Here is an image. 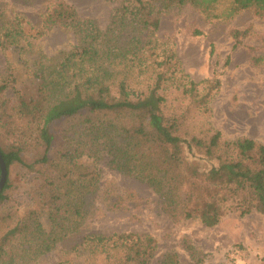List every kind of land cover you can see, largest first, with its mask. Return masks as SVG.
<instances>
[{"label":"trees","instance_id":"16d2710c","mask_svg":"<svg viewBox=\"0 0 264 264\" xmlns=\"http://www.w3.org/2000/svg\"><path fill=\"white\" fill-rule=\"evenodd\" d=\"M109 1L117 7L104 29L81 19L65 0L31 29L21 20L5 22L0 10V47L23 48V39L56 26L80 36L62 55L34 60L32 95L16 90L13 101L5 93L15 88V79H0V152L7 168L0 192V264H41L77 235L83 237L57 264H151L156 247L139 254L142 234L86 232V198L99 188V174L83 171L87 157L95 164L108 157L112 167L149 183L175 222L215 226L230 211L264 215V143L225 139L218 130L193 127L184 106L169 109V94L176 92L183 104L209 111L208 93L219 81L192 80L157 35L162 9L191 5L206 20L231 19L252 8L264 15V0ZM15 165L36 179L23 206L10 193ZM188 241L183 239L195 263L204 264ZM158 264L181 261L170 251Z\"/></svg>","mask_w":264,"mask_h":264},{"label":"rangeland","instance_id":"374dc122","mask_svg":"<svg viewBox=\"0 0 264 264\" xmlns=\"http://www.w3.org/2000/svg\"><path fill=\"white\" fill-rule=\"evenodd\" d=\"M56 1L0 0V10L5 22L21 20V26L31 29L42 22ZM65 1L75 6L81 19L92 20L103 29L117 7V2L109 0ZM158 12L161 22L157 35L174 50L190 78L195 82L219 81L208 93L209 111L203 112L189 101L183 104L176 92L169 94V109L178 112L184 106L193 127L218 130L225 139L249 137L264 143V15L252 8L231 19L206 20L191 5ZM196 30L202 33L196 34ZM79 39L73 29L56 26L44 36L23 39V48L0 47V79H15V88L7 90L5 97L15 101L16 90L32 95L37 82L32 73L34 60L62 55ZM83 161L84 172L99 174V188L86 198V232L142 234L145 245L139 254L156 247L151 264H158L170 251L179 255L181 264H196L184 238L204 264H264L263 214L241 216L230 211L215 226H206L197 219L175 222L165 212L161 194L149 183L112 167L108 157L97 164L89 157ZM10 178L11 195L20 206L26 205L36 180L34 173L15 165ZM82 237L61 242L42 258L41 264H57L63 251Z\"/></svg>","mask_w":264,"mask_h":264},{"label":"water","instance_id":"95a60500","mask_svg":"<svg viewBox=\"0 0 264 264\" xmlns=\"http://www.w3.org/2000/svg\"><path fill=\"white\" fill-rule=\"evenodd\" d=\"M0 167H1V179H0V192H1L7 179V168L1 152H0Z\"/></svg>","mask_w":264,"mask_h":264}]
</instances>
